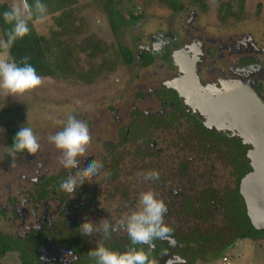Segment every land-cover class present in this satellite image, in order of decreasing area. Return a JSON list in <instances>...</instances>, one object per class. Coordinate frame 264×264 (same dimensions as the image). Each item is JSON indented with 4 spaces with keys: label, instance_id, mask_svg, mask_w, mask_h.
I'll return each mask as SVG.
<instances>
[{
    "label": "flooded vegetation",
    "instance_id": "1",
    "mask_svg": "<svg viewBox=\"0 0 264 264\" xmlns=\"http://www.w3.org/2000/svg\"><path fill=\"white\" fill-rule=\"evenodd\" d=\"M182 25L183 33L150 34L149 43L139 44L133 84H123L107 103L67 108L49 127L0 128V235L24 242L14 251L20 263L96 264L89 253L104 244L121 252L143 248L152 264H191L205 261L206 254L220 255L251 231L239 216H247L239 188L252 171V146L235 130L208 125L201 109L241 89L264 104V47L249 30L210 31L194 15ZM72 115L90 129L80 168L91 159L103 164L97 175L80 180L73 197L60 185L77 169L64 168L62 150L49 141ZM22 127H31L38 138L34 154L13 146ZM151 172L159 179H146ZM149 190L167 205L172 240L132 245L119 221ZM85 220L98 226L107 220L116 231L107 239L101 231L83 236L79 225Z\"/></svg>",
    "mask_w": 264,
    "mask_h": 264
},
{
    "label": "rangeland",
    "instance_id": "2",
    "mask_svg": "<svg viewBox=\"0 0 264 264\" xmlns=\"http://www.w3.org/2000/svg\"><path fill=\"white\" fill-rule=\"evenodd\" d=\"M4 2L13 8L20 9L23 18L32 23L38 34L48 36L51 30L55 29L52 16L37 20L29 19L24 0H0V4ZM222 2L226 3L227 0H203L202 4L185 1L182 17L179 18V12H173L158 0H121L120 8L129 20H131L130 14L141 13L142 18L130 21L123 29L119 41L126 44L136 56L141 51L138 48L139 44L149 43L150 34L161 32L168 34L175 29H180L179 31L183 33L182 23L185 22L186 16L194 15L196 22L209 27L210 31H218L219 27L237 28L240 32L249 30L258 44L264 47V0H245L242 12L225 18H223V12L219 10ZM231 6L232 9L237 10L235 2H232ZM73 9L78 20L77 26L85 29L88 34L97 35L108 45L115 43L116 40L95 1L79 0ZM81 57L80 64L86 67L84 57L82 55ZM0 59H8L3 44ZM137 68L135 62L127 66L119 64L114 72L99 77L91 84L74 78L41 77L42 84L23 95L10 96L0 89V128L8 127L13 123L16 127L23 123H30L33 128L34 126L39 128L41 124H47L49 127L62 120L64 114L61 113L67 108L103 105L112 96L115 97L123 84L126 82L133 84ZM246 227L248 228V225ZM247 234L242 242L237 241L234 247L224 250L220 255L213 257L206 254L205 261H194V263L264 264V232L251 230ZM19 247H24V242L10 235H0V248L7 251L0 256V264H20L19 256L14 252L15 248L19 249ZM224 256L228 258V262H222Z\"/></svg>",
    "mask_w": 264,
    "mask_h": 264
},
{
    "label": "clouds",
    "instance_id": "3",
    "mask_svg": "<svg viewBox=\"0 0 264 264\" xmlns=\"http://www.w3.org/2000/svg\"><path fill=\"white\" fill-rule=\"evenodd\" d=\"M36 13L43 17L47 8L44 4L37 2ZM4 17L7 22L13 23L12 32L6 46L10 47L18 38L22 39L29 34L27 19L23 18L22 12L18 8H13L5 12ZM32 13L29 12L30 19ZM42 78L37 74L35 67L24 58L19 63L14 59H0V89L6 91L10 96L23 95L34 90L42 84ZM90 129L85 121H81L72 115L68 118L63 129L53 136L49 141L59 150H62L60 163L66 169H77L75 175H70L60 185L61 190L71 197L79 189L80 180L95 176L103 168V164L91 159L80 168L78 157L85 155L86 146L89 143ZM14 148L17 152L34 154L40 148L37 136L31 127H22L14 137ZM146 179H159L158 172H151ZM139 207L128 216L119 221V225L124 227L131 240L132 245L153 246L156 239L172 240L173 229L165 223L167 205L163 199L156 196L154 191H145L140 194ZM80 226V233L90 237L94 232L101 231L105 239L109 238L112 232L116 231V226L104 220L99 226L92 220H85ZM94 258L96 264H152L149 255L143 248H131L126 251H115L104 244H99L89 253Z\"/></svg>",
    "mask_w": 264,
    "mask_h": 264
},
{
    "label": "trees",
    "instance_id": "4",
    "mask_svg": "<svg viewBox=\"0 0 264 264\" xmlns=\"http://www.w3.org/2000/svg\"><path fill=\"white\" fill-rule=\"evenodd\" d=\"M24 1L28 13H32L31 20L52 16L55 29L51 30L48 36L40 35L36 32L32 23L28 22L29 34L22 39L18 38L8 47L6 44L14 24L7 22L3 14L12 10L13 7L5 2L1 3L0 51L3 44L6 48L8 59H14L19 63L24 58H28V62L35 67L40 77L74 78L86 84H91L99 77L114 72L119 64L127 66L134 62L133 51L119 40L123 29L128 26L130 21L142 18V14H130L131 20H129L120 8L121 0H92L98 6L112 36L116 40L111 45H108L97 35L88 34L85 29L77 26L78 20L73 8L79 0ZM158 1L173 12H180L185 7V1L188 0ZM189 1L195 4L203 3V0ZM37 2L44 4L47 8V12L43 17L36 13L35 5ZM232 2L236 3L237 10L232 9ZM244 3L245 0H227L226 3H221L219 10L223 12V18L231 17L237 12L243 11ZM81 55L84 57L86 67L80 64ZM239 216L243 217L250 230L256 231L250 224L245 211H240ZM247 235V233H244L241 237H246ZM6 252V250L0 248V256H3Z\"/></svg>",
    "mask_w": 264,
    "mask_h": 264
},
{
    "label": "water",
    "instance_id": "5",
    "mask_svg": "<svg viewBox=\"0 0 264 264\" xmlns=\"http://www.w3.org/2000/svg\"><path fill=\"white\" fill-rule=\"evenodd\" d=\"M218 104L221 108L214 111ZM218 104H206V108H214L209 114L202 113L215 118L220 116L223 122L230 125L233 123L232 128L224 124L217 127L224 131L235 130L245 144L252 146L249 151L252 171L242 178L239 189L250 224L255 230L264 231V104L252 91L251 101L239 95L234 96L233 92L222 97Z\"/></svg>",
    "mask_w": 264,
    "mask_h": 264
},
{
    "label": "bare ground",
    "instance_id": "6",
    "mask_svg": "<svg viewBox=\"0 0 264 264\" xmlns=\"http://www.w3.org/2000/svg\"><path fill=\"white\" fill-rule=\"evenodd\" d=\"M185 96H187V97H189L190 96V94L185 90V92L183 93ZM229 94V93H228ZM228 94H226V95H228ZM225 95V96H226ZM238 95L239 96H241V97H244L245 99H247V98H249V100L251 101V92L250 91H248L247 89H241V90H235L234 91V96H237L238 97ZM225 96H221V97H218V101H220V99L222 98V97H225ZM216 101V100H215ZM213 102V101H212ZM190 104L192 105V106H199V108H201V105L200 104H196V103H194L193 102V99L192 98H190ZM248 104H250V103H248ZM197 106V107H198ZM203 112H208V114L211 112L210 110H208V108L206 109V107L204 108L203 107V109H201ZM208 114H204L205 115V117H206V119H207V121H208V125H211L212 123L211 122H213L214 124H216V125H221V124H224L225 126H229V127H231L232 128V126L234 125L233 123H232V125H230L229 123H225V122H223V118H221V117H213L212 115H208ZM226 119V118H225Z\"/></svg>",
    "mask_w": 264,
    "mask_h": 264
},
{
    "label": "built area",
    "instance_id": "7",
    "mask_svg": "<svg viewBox=\"0 0 264 264\" xmlns=\"http://www.w3.org/2000/svg\"><path fill=\"white\" fill-rule=\"evenodd\" d=\"M222 262H228V258L226 257V256H224L223 258H222Z\"/></svg>",
    "mask_w": 264,
    "mask_h": 264
},
{
    "label": "crops",
    "instance_id": "8",
    "mask_svg": "<svg viewBox=\"0 0 264 264\" xmlns=\"http://www.w3.org/2000/svg\"><path fill=\"white\" fill-rule=\"evenodd\" d=\"M244 239H239L238 242H242ZM237 243V242H236Z\"/></svg>",
    "mask_w": 264,
    "mask_h": 264
}]
</instances>
